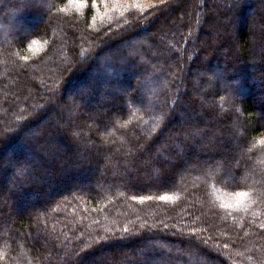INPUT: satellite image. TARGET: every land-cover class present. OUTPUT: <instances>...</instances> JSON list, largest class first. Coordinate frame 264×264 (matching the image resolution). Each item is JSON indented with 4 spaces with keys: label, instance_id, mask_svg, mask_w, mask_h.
<instances>
[{
    "label": "trees",
    "instance_id": "1",
    "mask_svg": "<svg viewBox=\"0 0 264 264\" xmlns=\"http://www.w3.org/2000/svg\"><path fill=\"white\" fill-rule=\"evenodd\" d=\"M3 159L0 264H264V0H0Z\"/></svg>",
    "mask_w": 264,
    "mask_h": 264
},
{
    "label": "rangeland",
    "instance_id": "2",
    "mask_svg": "<svg viewBox=\"0 0 264 264\" xmlns=\"http://www.w3.org/2000/svg\"><path fill=\"white\" fill-rule=\"evenodd\" d=\"M167 19L168 21V25H170V24H172V23H174L175 21H178L179 19H188L189 18V10L187 9H184V10H178L177 12H175V13H170V12H165V14L163 15V17H162V20L163 19ZM218 19V18H217ZM51 21H53V23L56 25V23L59 21L60 22V18L59 19H57L58 21L56 22L54 19H50ZM45 21H47V20H45ZM33 22H39V20L37 21V20H35V21H33ZM199 25V24H198ZM17 28H19V30L20 31H22V32H27L28 30L26 29V26H25V24L24 23H20V24H18V27ZM76 32V35L78 36V35H80V30H78V29H76L75 30ZM169 31H171L170 29H168V28H163L162 30H160L158 33H159V35H158V37H160V40L162 41V42H165L164 40L166 39V37L168 36L167 35V33H170ZM170 35H171V33H170ZM100 36V35H99ZM198 43L200 44V42L198 41ZM70 73L72 72V73H74L75 71H77L78 70V68L77 67H75L74 65H72V66H70ZM208 75V74H207ZM68 76H69V73H68ZM209 76V75H208ZM49 91V89L47 88V87H45V86H42V88H41V92H43L44 94H45V96L47 97V92ZM46 101H48V102H51L52 100L50 99L49 100V98H46L45 99ZM60 146V145H59ZM60 150H65V148L64 147H61V149ZM34 152H37V149H34ZM7 155V154H6ZM8 155H11L10 153H8ZM31 156V155H30ZM5 162V160L3 159V160H0V174H1V171L7 166V165H9V163H4ZM11 165V164H10ZM13 165H15V163H13ZM93 185V183H86L85 184V186H87V185ZM51 185V184H50ZM194 183H190L187 187H194ZM1 190H2V192H3V194L4 195H7L8 193H7V190L5 189H2L1 188V185H0V192H1ZM50 192H49V190H48V188H47V190L45 191V194L43 195V197L44 196H47L48 194H49ZM203 211H204V209H203ZM186 214L188 213V212H185ZM182 217V216H181ZM173 218V219H170L169 220V218H167L166 220L165 219H163V220H155V222H154V224H156V225H161L163 222H165V223H169V224H171V225H173V224H177L178 222L180 223V219H182V218ZM199 236L200 237H203L204 239H206V240H208L210 243H212V244H216V242H218L219 240H218V238H212L211 236H209V234H208V232H200V234H199ZM220 245V244H219ZM222 246V245H221ZM223 256H224V254H222ZM252 262H255L254 260L252 261Z\"/></svg>",
    "mask_w": 264,
    "mask_h": 264
},
{
    "label": "snow or ice",
    "instance_id": "3",
    "mask_svg": "<svg viewBox=\"0 0 264 264\" xmlns=\"http://www.w3.org/2000/svg\"><path fill=\"white\" fill-rule=\"evenodd\" d=\"M81 7H83L82 4H81ZM246 195H247L246 193H243V192H242V193L240 194L238 200H239V199H242V198L245 197Z\"/></svg>",
    "mask_w": 264,
    "mask_h": 264
},
{
    "label": "clouds",
    "instance_id": "4",
    "mask_svg": "<svg viewBox=\"0 0 264 264\" xmlns=\"http://www.w3.org/2000/svg\"><path fill=\"white\" fill-rule=\"evenodd\" d=\"M241 193H242V192H237V193H236V197H237V199L239 198V196H240Z\"/></svg>",
    "mask_w": 264,
    "mask_h": 264
}]
</instances>
